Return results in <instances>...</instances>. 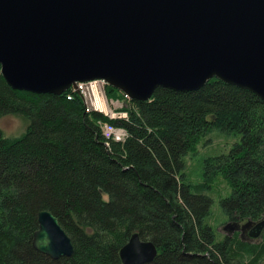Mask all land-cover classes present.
Wrapping results in <instances>:
<instances>
[{"label": "trees", "instance_id": "obj_1", "mask_svg": "<svg viewBox=\"0 0 264 264\" xmlns=\"http://www.w3.org/2000/svg\"><path fill=\"white\" fill-rule=\"evenodd\" d=\"M103 92L123 104L115 113L124 117L86 112L70 89L35 95L10 89L0 77V118L24 122L18 136L0 131V264H121L118 250L132 233L155 247L151 264H220L243 261V254L247 264H264V231L257 244L236 234L216 244L206 231L197 238L193 227L208 206L201 193L217 177L230 188L219 206L234 222L264 212V105L215 79L196 92L157 88L144 102L108 86ZM104 124L125 138L103 139ZM213 131L238 141L204 159L201 182L192 184L185 159ZM42 210L70 239L68 258L33 250Z\"/></svg>", "mask_w": 264, "mask_h": 264}, {"label": "water", "instance_id": "obj_2", "mask_svg": "<svg viewBox=\"0 0 264 264\" xmlns=\"http://www.w3.org/2000/svg\"><path fill=\"white\" fill-rule=\"evenodd\" d=\"M0 77L12 90L54 96L102 82L135 102L215 79L264 105V0H0ZM36 225L33 250L51 260L71 255L53 215L38 211ZM248 228L259 239L264 212L239 230ZM155 256L136 233L118 251L121 264Z\"/></svg>", "mask_w": 264, "mask_h": 264}, {"label": "rangeland", "instance_id": "obj_3", "mask_svg": "<svg viewBox=\"0 0 264 264\" xmlns=\"http://www.w3.org/2000/svg\"><path fill=\"white\" fill-rule=\"evenodd\" d=\"M96 85L101 86L100 84H95L94 85L95 87H93L92 89H88V92H94L96 94H100L103 97L104 96L103 87L105 85L100 88H98ZM122 106L123 104L120 103L119 101H112L106 99L105 100L103 99L100 103L98 102V104L96 105L94 104L89 105L90 110L91 109L96 110L107 116H109L111 113H115V111L120 109ZM23 129H24V122L18 118H15L14 116L5 115L0 118V131L5 137L18 136L19 134H21ZM208 138L210 139V142L208 144H204L206 139L202 140V142H200L199 145L197 146L196 152L192 155H189L190 157L187 156L185 159L187 166L186 175L192 184H197L201 182L202 162L204 159L225 154L230 148V146L238 141L237 136H225L216 131L211 132ZM260 156H261V163L264 165V145L260 148ZM229 192H230V188L220 177L215 178L214 182L211 184L210 187H206L203 189L201 195L206 200H208V206L206 208V211L198 219V221L194 220L193 222V227L196 232L197 238L199 237L198 234L203 231L210 233L212 235L213 242L216 244L220 243L226 237L227 238L229 237L228 232L223 230L222 228L227 225L233 224L234 221L232 220L231 215L225 212L224 210H222L221 207L219 206V200L228 196ZM259 219L260 217L250 222H255L258 221ZM246 221L249 220L241 221L239 223L243 224ZM145 242H149V241H145ZM241 242L247 244H257L259 243V239L256 240L249 239V240H243ZM196 254H200V253H196ZM154 259L155 257L150 262L145 264H151L154 261ZM248 259L249 256L247 254H243V261L240 260L234 261L230 259L223 261L221 259L219 262L220 264H247L246 262L248 261Z\"/></svg>", "mask_w": 264, "mask_h": 264}, {"label": "built area", "instance_id": "obj_4", "mask_svg": "<svg viewBox=\"0 0 264 264\" xmlns=\"http://www.w3.org/2000/svg\"><path fill=\"white\" fill-rule=\"evenodd\" d=\"M95 84L101 85V86L96 85L98 88L104 86L102 82L100 83L92 82V83H86V84H76L74 90L70 89L72 92L78 93L82 97L86 112L90 110L89 105H93V104L96 105L98 104V102L100 103L104 99V97H102L100 94H96L94 92H88V89H92L93 87H95L94 86ZM122 97L124 98L123 95ZM108 118H110V115L108 116ZM101 135L103 139L111 140L114 142H120L125 138V133L122 129L114 128L113 126L108 125V124H104L101 127Z\"/></svg>", "mask_w": 264, "mask_h": 264}, {"label": "flooded vegetation", "instance_id": "obj_5", "mask_svg": "<svg viewBox=\"0 0 264 264\" xmlns=\"http://www.w3.org/2000/svg\"><path fill=\"white\" fill-rule=\"evenodd\" d=\"M261 218V217H260ZM256 222V221H255ZM233 224L236 225V228L233 227V228H226V227H223L222 229L227 231L228 232V236L231 237L232 235L236 234L237 237L240 239V241H243V240H249V232H250V228L246 229V230H242V232L239 230V227L242 225L241 223L239 222H233ZM260 239V238H259Z\"/></svg>", "mask_w": 264, "mask_h": 264}]
</instances>
